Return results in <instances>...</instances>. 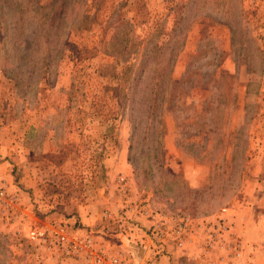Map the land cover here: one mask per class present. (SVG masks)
I'll list each match as a JSON object with an SVG mask.
<instances>
[{
  "label": "rangeland",
  "instance_id": "1",
  "mask_svg": "<svg viewBox=\"0 0 264 264\" xmlns=\"http://www.w3.org/2000/svg\"><path fill=\"white\" fill-rule=\"evenodd\" d=\"M0 183L153 264H264V0H0ZM149 212L199 237L154 252ZM6 230L0 264H49Z\"/></svg>",
  "mask_w": 264,
  "mask_h": 264
},
{
  "label": "built area",
  "instance_id": "2",
  "mask_svg": "<svg viewBox=\"0 0 264 264\" xmlns=\"http://www.w3.org/2000/svg\"><path fill=\"white\" fill-rule=\"evenodd\" d=\"M118 184L121 200L130 206V201L127 202L130 192L129 182L122 177ZM23 204L21 194H9L5 184L0 183V223L4 224L7 233L27 240L35 252L43 251L49 264H153L151 259L138 261L126 248H110L105 242L92 235H79L69 230L63 222L53 221L47 226L39 225L37 219ZM146 215L151 223L147 228V236L154 240L151 244L154 252L157 247L163 251L172 236L179 249H184L187 242H193L199 237L189 236L190 218L173 216L167 220L158 212H149ZM104 219L111 222L114 220L113 213L107 210ZM204 229L209 236L207 253L212 252L215 243L223 250L227 240L226 235L230 233L225 222L208 224ZM240 244L239 241L234 244V252L237 256L242 254Z\"/></svg>",
  "mask_w": 264,
  "mask_h": 264
},
{
  "label": "water",
  "instance_id": "3",
  "mask_svg": "<svg viewBox=\"0 0 264 264\" xmlns=\"http://www.w3.org/2000/svg\"><path fill=\"white\" fill-rule=\"evenodd\" d=\"M129 250L132 252V254L135 256V258L138 261H141L145 255V248L142 246H139L135 243L131 244V246L129 247Z\"/></svg>",
  "mask_w": 264,
  "mask_h": 264
},
{
  "label": "crops",
  "instance_id": "4",
  "mask_svg": "<svg viewBox=\"0 0 264 264\" xmlns=\"http://www.w3.org/2000/svg\"><path fill=\"white\" fill-rule=\"evenodd\" d=\"M143 236H144V235H143ZM143 236H142V237H143ZM142 237H141V238H142ZM141 238H140V239H141ZM147 242H148V241H147Z\"/></svg>",
  "mask_w": 264,
  "mask_h": 264
}]
</instances>
